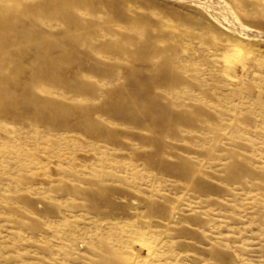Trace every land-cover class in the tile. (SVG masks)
I'll return each mask as SVG.
<instances>
[{"label":"rangeland","instance_id":"1","mask_svg":"<svg viewBox=\"0 0 264 264\" xmlns=\"http://www.w3.org/2000/svg\"><path fill=\"white\" fill-rule=\"evenodd\" d=\"M0 264H264V0H0Z\"/></svg>","mask_w":264,"mask_h":264},{"label":"bare ground","instance_id":"2","mask_svg":"<svg viewBox=\"0 0 264 264\" xmlns=\"http://www.w3.org/2000/svg\"><path fill=\"white\" fill-rule=\"evenodd\" d=\"M31 6V5H30ZM63 13V12H62ZM149 53V52H148ZM128 80V79H127Z\"/></svg>","mask_w":264,"mask_h":264}]
</instances>
